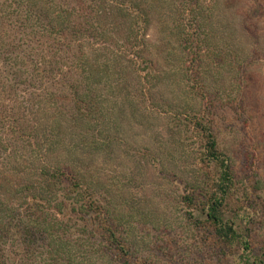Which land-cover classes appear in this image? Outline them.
Wrapping results in <instances>:
<instances>
[{"label": "trees", "instance_id": "16d2710c", "mask_svg": "<svg viewBox=\"0 0 264 264\" xmlns=\"http://www.w3.org/2000/svg\"><path fill=\"white\" fill-rule=\"evenodd\" d=\"M221 4L0 0V264H264L261 180L239 188L214 112L258 59L215 31ZM150 172L170 190L146 206L128 187Z\"/></svg>", "mask_w": 264, "mask_h": 264}, {"label": "rangeland", "instance_id": "374dc122", "mask_svg": "<svg viewBox=\"0 0 264 264\" xmlns=\"http://www.w3.org/2000/svg\"><path fill=\"white\" fill-rule=\"evenodd\" d=\"M219 8L214 17L215 31L225 36L227 41L231 40L230 31H234L236 40L238 36L239 41H242L240 45L243 44L248 53L250 50L254 52L253 60L258 59L247 65V68L245 67L242 89L234 91L231 97L238 98L239 106L234 104L226 109L214 111L220 130L219 136L222 139L225 153L233 164L239 188L245 189L261 180L257 188L264 198V62L261 61L262 56H264V0H222ZM242 28L247 30V38L245 39H241L238 33ZM158 34L159 31L156 28L151 29L150 39L156 40ZM214 41L224 42V40H218V37L217 39L214 37ZM158 96L160 95L158 94L156 97ZM165 96L168 99L173 98V95L167 90ZM152 123L149 124L151 126L154 124L153 127L156 126L157 129L163 126L164 121L154 118V123ZM123 126L126 130L124 131L125 137L130 145H150L152 143L153 146V131L143 129L132 120L124 121ZM156 143L157 141L154 146ZM135 167V163L122 156L118 160H107L104 167H101L103 168L101 173L103 176L116 177L127 173V170H133ZM115 171L117 175L114 174ZM139 182L141 186L145 182L143 188L138 184H132L128 187V191L130 195L143 199L146 206L153 202L156 204V196L170 190L165 181L159 179V175L154 174V172L149 173L148 179ZM230 217L232 216H227L228 219ZM261 223L264 226V220H261ZM263 226L261 228L256 227L260 231V239L264 237ZM181 244L190 248L187 243ZM193 254L202 256L197 251H194ZM199 260H194L192 264H207V261L201 262Z\"/></svg>", "mask_w": 264, "mask_h": 264}]
</instances>
